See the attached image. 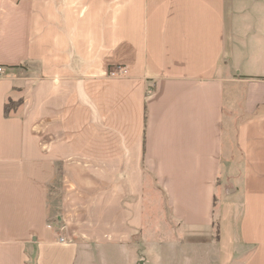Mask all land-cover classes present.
<instances>
[{
    "label": "crops",
    "instance_id": "1",
    "mask_svg": "<svg viewBox=\"0 0 264 264\" xmlns=\"http://www.w3.org/2000/svg\"><path fill=\"white\" fill-rule=\"evenodd\" d=\"M0 66V264L131 248L153 186L264 264V0H0Z\"/></svg>",
    "mask_w": 264,
    "mask_h": 264
},
{
    "label": "rangeland",
    "instance_id": "2",
    "mask_svg": "<svg viewBox=\"0 0 264 264\" xmlns=\"http://www.w3.org/2000/svg\"><path fill=\"white\" fill-rule=\"evenodd\" d=\"M151 187L149 184L148 189ZM152 188L153 200L147 205L143 232L133 240L131 248H91L93 261L96 264H214L216 230L196 237L171 216L155 187Z\"/></svg>",
    "mask_w": 264,
    "mask_h": 264
},
{
    "label": "built area",
    "instance_id": "3",
    "mask_svg": "<svg viewBox=\"0 0 264 264\" xmlns=\"http://www.w3.org/2000/svg\"><path fill=\"white\" fill-rule=\"evenodd\" d=\"M5 72V68L3 66H0V76ZM128 74V70L125 66L119 65L112 69H110L109 75L112 77H122L126 76ZM63 241L64 238H61Z\"/></svg>",
    "mask_w": 264,
    "mask_h": 264
},
{
    "label": "trees",
    "instance_id": "4",
    "mask_svg": "<svg viewBox=\"0 0 264 264\" xmlns=\"http://www.w3.org/2000/svg\"><path fill=\"white\" fill-rule=\"evenodd\" d=\"M21 104V101H8L5 105V115L9 116L13 111H15L18 106Z\"/></svg>",
    "mask_w": 264,
    "mask_h": 264
}]
</instances>
